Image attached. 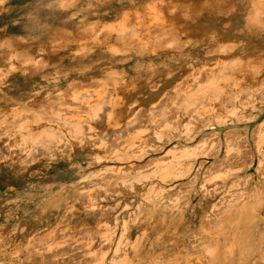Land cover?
<instances>
[{"label":"bare ground","instance_id":"1","mask_svg":"<svg viewBox=\"0 0 264 264\" xmlns=\"http://www.w3.org/2000/svg\"><path fill=\"white\" fill-rule=\"evenodd\" d=\"M69 3L76 5L79 22L63 23L58 19L54 28L44 33L35 54L19 40H0V157L6 161L4 166L22 169V164L38 155L50 161L55 151L63 156L64 149L83 148L85 132L96 131L104 111L107 126L120 127L116 131H120L118 140L124 138L123 130L128 136L130 130L133 133L124 144L110 148L111 161L128 160L137 154L140 159L147 154L154 137H177L181 142L173 145L169 141L164 157L152 163L149 170L135 176L121 167L107 170L103 176L106 182L131 189L135 182L141 185V217L135 225L138 236L132 241L134 225L115 223L113 230L103 235L106 251L95 252V232L89 231L86 251L92 256L88 263L155 264L154 253L141 254V236L151 241L152 230L157 229L176 232L175 240L185 228L195 233L187 224L184 210L178 215L173 213L171 208L177 207L178 195L171 194V186L188 179L201 165L199 161L217 159L219 165L225 164L218 171L227 172L217 177L227 189L219 196V204L222 206L230 198L218 222L226 238L206 245L205 258L210 264H264V230L253 234L264 196L257 191L230 195L240 192L241 181L235 182L237 174L229 178L231 172H239L253 161L258 170L264 169V118L250 130L242 126L264 109V0H60L57 8L61 10ZM109 7L111 11L107 12ZM91 53L95 57L89 58ZM64 57H69L70 67L81 63L87 71L99 70L97 82L91 87L81 83L78 93L68 85L52 102L51 94L35 91L27 97L23 95L20 101H8L2 87L12 76L41 75L38 62L50 66ZM129 59L135 61L129 69L119 67L121 61ZM103 66L107 69L100 71ZM54 72L62 75L59 79L67 75L60 64L55 65ZM151 88L156 89L154 93ZM220 117L221 123L228 119L234 128L227 130L222 139L195 142L197 124L209 128ZM141 119L146 129H130ZM166 130L170 132L165 135ZM245 130L249 131V140L247 134H236ZM94 156L101 159L96 151ZM196 183L195 178L193 184ZM168 187L172 189L166 191ZM92 191L90 188L79 203L93 213L92 222L98 226L105 217L96 213L98 202ZM66 192L62 194L64 198L76 197L71 189ZM80 199L81 195L77 200ZM164 200L171 208L162 207ZM53 204L47 208L50 210ZM146 205L149 209H145ZM205 206L207 209L198 214V232L209 222L204 220L208 210L216 207L210 201ZM21 230L15 248L23 253L27 237L25 229Z\"/></svg>","mask_w":264,"mask_h":264},{"label":"rangeland","instance_id":"2","mask_svg":"<svg viewBox=\"0 0 264 264\" xmlns=\"http://www.w3.org/2000/svg\"><path fill=\"white\" fill-rule=\"evenodd\" d=\"M57 5H60V0H0V40H19L28 49L33 50V54H35L43 41L44 33L48 28H54L57 21L60 20L63 23L71 21L73 24L79 22L75 4H65L61 10L57 8ZM111 8L109 7L107 12H110ZM93 57L95 56L91 53L89 58ZM133 62L135 61L131 59L121 61L119 67L127 70ZM59 64L67 71V75L63 76L62 79H59L62 75L58 76L54 72L55 65L58 66ZM55 65L47 66L38 62V67L43 72L41 75L34 74V76L32 74L23 78L17 74L12 76L11 80L4 85L6 88L2 87L8 101H20L23 95L27 97L34 94L35 91V93L47 92L51 94L49 101L52 102V100L58 98L57 96L68 85L71 86L74 92L78 93L80 92L81 87L79 86L81 83L91 87V84L96 83L98 80L99 70L87 71V66L81 65V63L70 67L69 57L58 60ZM105 69L107 68L104 66L100 67V71ZM56 89H58V92L55 91ZM155 90L151 88L150 91L154 93ZM105 112H102L99 117L95 126L96 131L93 133L85 132L83 143L85 145L79 150L70 151L63 148V156H60L59 151H55L50 161L46 160V156L38 155L28 164H22L24 165L22 169L4 166L3 163L6 161L0 157V264H44L47 262H52V264H55V262L56 264H89L87 259L92 255L89 251H86L87 244H90L86 234L91 230V232L94 231L95 237L92 240L93 247H96L94 251L105 252L107 243L104 241L105 237L103 238V235L113 230L115 223L127 222L134 225L131 231L132 241L137 239L138 230L135 225L140 223L141 217L138 210L140 183L135 182L131 189L122 184H111L103 178L109 168L121 167L125 173H129L131 176L149 170L152 163L164 157L169 141L174 145L180 143L181 140L169 136L164 137L163 140L154 137L150 144L151 147L147 149V156L137 159L136 156H139V154L136 153V156H132L133 158L128 160L111 161L113 155L109 151L110 148L116 144H124L130 134L133 135V133L130 130L131 133L128 136V133L126 134L123 130V134L125 133L124 138L118 140L120 131H118L119 133L116 131L120 127L107 126L103 119ZM221 118L215 119L214 124L209 128H203L201 124H197L199 131L198 135L195 136V142L200 141V139H222L221 137L225 135L227 130L234 128L233 122L227 119L226 122L221 123ZM263 118L264 109L258 111L252 122L244 123L242 126L243 128L248 127L250 130L258 120ZM141 120L133 124V127L130 126V129L135 127L137 130L139 126L146 129L144 119ZM169 132L170 130H166L163 134L166 135ZM236 134H247L249 140L248 130L237 131ZM96 136L98 138L94 139ZM93 139L94 141L91 142ZM95 151L100 153L101 159L94 158ZM216 161L217 159H209L205 162L199 161L201 165L195 168L188 179L171 186L174 188L171 194L174 197L178 195L179 206L177 205L175 208L168 207L165 200L162 204V207L173 209L175 215L184 210L187 224L193 228L192 231L195 233H192L190 228H185V232L179 234L178 240H175L176 232L169 233L167 230L160 231L157 229L152 230L155 235H152L151 241H146V238L141 236L140 252L143 255L147 251L154 253L157 257L155 264H210L205 258L203 248L214 240L221 242L226 238L222 230L219 229L218 222L224 215L222 212L230 198L227 197L222 206L219 204L227 189L221 183V178L217 177L226 175L227 172L226 170L218 171L225 164L221 166L219 165L220 162ZM255 163L253 161L251 164L243 166L239 172H231L233 175L229 178L232 179L236 177V174L239 175L235 182L241 181V185L240 192L233 191L230 195L249 194L257 191L264 196V169L258 170ZM211 164L213 165L212 168L209 167ZM211 171L212 174H210ZM210 177L217 179L214 181ZM195 178L197 183L194 185ZM214 183L217 184L212 187ZM64 188L66 189L64 190ZM90 188L93 190L92 196L98 202L96 213L105 217V221L98 226L92 222L91 216L93 213H90V210L88 211L79 203L84 199L83 196L87 194ZM70 189L76 197L64 198L62 194L67 195L66 191H70ZM171 189L168 187L166 191ZM80 195L81 199L77 200ZM206 201H210L216 207L208 210V216L206 215L204 220L206 219L205 221L209 222L205 224L204 229L198 232V222L200 221L198 214L204 211ZM51 202L54 204L49 210L47 207ZM148 207L146 205L145 209H149ZM263 208L264 204L259 211V217L256 219L254 236L257 235V231L260 233V230H264ZM203 213L205 214V212ZM21 228L25 229L27 237L26 245L25 243L22 244L23 248L26 249L23 253L15 248V244L21 235ZM35 229H38V231L33 234L32 231ZM4 233L6 235L2 237ZM130 255L133 256L132 253ZM198 255L200 256L198 257ZM42 259L45 262H42Z\"/></svg>","mask_w":264,"mask_h":264}]
</instances>
